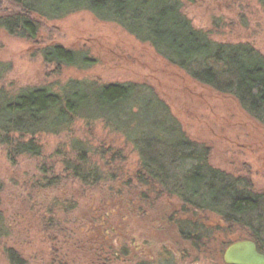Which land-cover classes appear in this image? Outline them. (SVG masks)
Masks as SVG:
<instances>
[{"label":"rangeland","instance_id":"374dc122","mask_svg":"<svg viewBox=\"0 0 264 264\" xmlns=\"http://www.w3.org/2000/svg\"><path fill=\"white\" fill-rule=\"evenodd\" d=\"M27 1L47 11L56 7L54 0ZM177 1L179 14L193 29L208 32L213 42L244 45L264 58V7L259 0ZM138 7L137 20L129 22L133 29L148 19L140 10L142 5ZM8 9L9 13L15 11L11 2L1 0L0 17ZM40 21L43 27L35 42L10 36L0 26V111L6 98L44 87L58 93L78 85L89 89L132 85L136 95L112 106L100 107L92 99L84 103V113L74 117L66 133L36 136V143L42 148L41 158L21 156L11 162L6 146L0 142V264H223L220 247L229 239L247 236L251 228L262 231L264 246V204L259 213L238 217V223L234 222L231 228L233 232L227 234L223 232L228 227L222 217L210 211L198 213V220L212 233L197 248L190 241H183L173 225L192 217L190 212L179 213L181 205L177 200L151 194L142 201L134 185L126 191L120 185L122 178L128 179L139 165L140 156L134 145L137 141H142V150L147 141L162 140L167 145L154 149L168 154L179 143L181 131L204 151L210 169L224 173L233 182L240 181L246 191L248 184L250 192L263 195L264 127L246 108L230 94L194 81L187 71L158 54L149 41L136 38L137 29L130 34L113 19L101 18L90 10ZM156 22L154 18L150 33L139 35L149 40L153 34L168 45L177 42L176 48L190 50L189 44L176 39L175 31L165 33L154 28ZM50 44L79 52L88 61L58 70L46 66L37 49ZM6 116L0 113L1 118ZM49 125L53 132L63 129L58 121ZM72 140L98 153L122 152L124 160L115 168L110 167L121 175L119 181L109 184L117 194L109 192V186L104 194L101 185L79 195L73 182L52 191L38 192L33 188L38 181L39 164H55L53 155L60 149L69 152ZM94 160L98 167L102 166L99 156ZM193 164L188 160L181 169L188 171ZM101 168L110 172L108 167ZM60 169L57 164L56 171ZM176 172L181 173L174 168L173 173ZM221 195L223 189L215 181L211 198L216 200ZM53 199L77 204L70 213L56 212L60 230L70 234H56L54 225L41 227V220L50 217L47 208ZM246 223L250 227H245ZM7 250L15 252L21 262L7 260Z\"/></svg>","mask_w":264,"mask_h":264},{"label":"trees","instance_id":"16d2710c","mask_svg":"<svg viewBox=\"0 0 264 264\" xmlns=\"http://www.w3.org/2000/svg\"><path fill=\"white\" fill-rule=\"evenodd\" d=\"M26 1L7 0L15 8L12 13H9L8 9L6 14L0 17V26L8 35L35 42L41 35L43 27L40 20L52 21L58 15L90 10L101 18L113 19L130 34L137 29L136 38L143 42L149 41L158 54L178 69L187 71L194 81L235 97L250 116L264 127V58L244 45L213 42L208 32L193 29L190 23L179 14L180 5L177 0H54L56 7L52 6L50 11L44 10L43 6L37 7ZM40 2H46V0ZM34 3L36 4L35 1ZM259 3L264 7V0H259ZM138 5H142L140 10L148 19H144L139 27L134 26L133 29L129 22L137 20ZM154 18L157 20L154 28L162 29L165 33L168 30L175 31L176 39L189 44L190 50L187 51L183 46L176 48L177 42L168 45L167 42L156 39L153 34H150L149 40L141 37L139 32L150 33L149 28L153 26ZM37 50L42 56L43 64L54 66L57 70L62 66H74L79 61H88L86 56H81L79 52L61 44L38 46ZM134 95L136 90L132 85L120 84L90 89L78 85L58 93L51 92L48 87L22 91L10 99L5 97L6 103L0 113L7 116L0 117V142L6 146L11 162L21 156L41 158L42 148L37 145L36 136L41 135L40 133L53 135L66 133L68 127L74 122V117L84 113V103H89L92 99L94 104L100 107L112 106L122 104ZM51 121H58L63 126L62 131L50 130ZM180 135L181 139L177 140L179 143L174 145L168 154L154 149V146L167 145L162 140H149L145 143L146 148L142 150L141 143L139 144L142 141L134 142L140 162L128 179L122 178L120 185L122 188L125 187L124 191L130 190L129 187L134 185L142 201H147V195L151 194L158 198L163 197L165 200H177L181 205L179 213L190 212L192 217L173 222V225L183 241H190L200 248L204 244L202 239H206V235L209 237L212 232H208V226L198 220V216L200 217L198 213L207 211L216 213L219 218L222 217L225 220V225L228 227L223 232L231 233L232 226L238 223V217L259 213L261 205L264 204V194H253L248 184L246 191L239 184L240 181L233 182L234 180L224 173L210 169L205 161L204 151L199 149L200 146L188 141L181 131ZM72 141L69 152L66 153L60 149L53 155L55 164L47 162L39 164L37 167L39 177L33 188H36L38 192L52 191L60 185L64 187L73 182L79 195H85L101 185L104 186L102 192L108 193L106 187L121 178V175L111 168H115L119 161L124 160L122 152L110 153L105 150L98 153ZM95 156H99L100 164L108 167L110 172H103L102 166H97ZM188 160L194 164L190 170L183 172L181 165ZM57 164L61 167L58 172ZM174 168L181 173H173ZM215 181L221 185L223 195L212 200ZM100 182L102 183L99 184ZM243 184L246 186L245 183ZM109 192L117 194L111 186H109ZM49 206L51 207L47 208V213L50 217L41 220V227L44 229L54 225L58 230L56 234H70L67 230H60L61 223L56 217V212L70 213L77 208V204L53 199L52 205ZM244 226L250 227L248 223ZM251 230L249 236L228 238L229 241L220 247L219 255L223 254L227 246L239 240L253 241L258 250L264 253V246L260 239L262 231L259 228L256 230L251 228ZM6 258L11 263L21 262L15 252L10 250L6 251Z\"/></svg>","mask_w":264,"mask_h":264},{"label":"water","instance_id":"95a60500","mask_svg":"<svg viewBox=\"0 0 264 264\" xmlns=\"http://www.w3.org/2000/svg\"><path fill=\"white\" fill-rule=\"evenodd\" d=\"M223 264H264V253L251 240H239L229 246L222 255Z\"/></svg>","mask_w":264,"mask_h":264},{"label":"flooded vegetation","instance_id":"af4514ba","mask_svg":"<svg viewBox=\"0 0 264 264\" xmlns=\"http://www.w3.org/2000/svg\"><path fill=\"white\" fill-rule=\"evenodd\" d=\"M223 255V254H222ZM222 255H221V258H222Z\"/></svg>","mask_w":264,"mask_h":264}]
</instances>
